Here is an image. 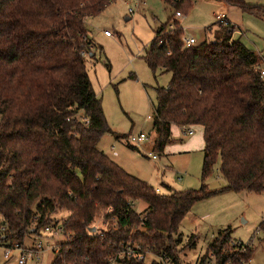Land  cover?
Returning <instances> with one entry per match:
<instances>
[{"label": "trees", "instance_id": "1", "mask_svg": "<svg viewBox=\"0 0 264 264\" xmlns=\"http://www.w3.org/2000/svg\"><path fill=\"white\" fill-rule=\"evenodd\" d=\"M113 1L0 0V244L23 245L64 210V241L50 264H105L111 243L129 239L180 264L179 226L197 201L226 191L264 193L261 58L232 38L229 21H216V39L184 45L174 13L184 15L195 0H164L173 13L144 53L152 72L171 74L166 87L154 89L152 151L162 154L174 141L173 125L200 126L202 182L218 160L225 185L157 192L98 148L113 131L86 70L87 58L95 56L86 18ZM222 1L264 16V6ZM139 201L146 208L138 213ZM230 232L218 230L207 254L215 264L247 263L250 246L232 245Z\"/></svg>", "mask_w": 264, "mask_h": 264}, {"label": "rangeland", "instance_id": "2", "mask_svg": "<svg viewBox=\"0 0 264 264\" xmlns=\"http://www.w3.org/2000/svg\"><path fill=\"white\" fill-rule=\"evenodd\" d=\"M242 1L264 6V0ZM241 10L222 0H195L183 18L175 20L183 28V35L193 36L197 44L216 39L220 27L216 15L224 14L233 25L232 38H240L247 47L259 53L264 67V16ZM172 13V7L164 0H114L99 14L86 18L87 34L94 43L95 54L87 58L86 70L107 124L113 131L100 138L98 148L109 154L107 156L115 157L127 172L162 193L168 191L165 185L183 191L199 189L202 183L209 190L216 191L225 185L218 160L202 182V152L185 153L188 151L171 148L168 153L166 148L165 154H160L151 150L155 138L152 128L156 106L154 89L166 87L171 74L160 69L152 72L144 53L155 37L156 28L166 23ZM105 30L112 36H105ZM130 74L135 77H129ZM194 129V136H197L200 128L194 126ZM114 132L125 136L144 132L148 138L131 148L123 138L116 140ZM176 137H182V140L176 138L175 143H182L190 136L179 131ZM149 153L157 158L153 159ZM134 208L139 213L146 206L139 201ZM66 216L67 211H57L51 215L52 222L59 227ZM261 224L264 227V194L226 191L199 200L179 226L180 240L176 248L181 249L178 254L180 264H215L213 256L207 254L208 245L218 230L228 227L231 241L250 246V256L244 264H264V228ZM62 241V234L56 236L40 231L26 236L23 247L32 248L40 242L46 248L48 244ZM6 244H0V264H17L20 251L6 247ZM7 250L9 258L4 257ZM54 256L52 250L45 249L25 264H50ZM153 258L147 255L143 264H153Z\"/></svg>", "mask_w": 264, "mask_h": 264}, {"label": "built area", "instance_id": "3", "mask_svg": "<svg viewBox=\"0 0 264 264\" xmlns=\"http://www.w3.org/2000/svg\"><path fill=\"white\" fill-rule=\"evenodd\" d=\"M131 14L133 11L130 9ZM183 18V14L180 12L174 13V19H181ZM217 22L222 25H227L228 21L224 14H218L216 15ZM174 25H170V28H173ZM104 35L106 36H112L110 32L107 30L104 31ZM180 40L182 43L186 46L194 45L196 44V39L191 35H181ZM161 43V41H160ZM261 76L264 77V67L261 68ZM195 129L194 126H181L180 132L183 133V135H192L194 133ZM147 135L144 132H140L138 134H129L125 136L122 140L124 143L130 146H138L145 140H147ZM149 155L155 159L157 158L156 155H152L149 153ZM158 192L159 190L156 189ZM130 204H133L132 202ZM111 211V209L108 210V212ZM103 218L99 219L98 222H96V225L99 223H102ZM64 222V219L61 221L60 226H55L53 222H51L48 226H45L42 228V231L44 233L48 234H63L62 231V224ZM112 227L117 226V222L115 219H113L111 223ZM58 243L56 242L54 244H48L45 248L42 243L38 242L36 243L35 247L32 248H26L23 247V245H17L14 244L12 248L18 249L20 251V257L18 258L17 264H25L27 260L33 259L34 257L38 256L39 254L43 253L45 249L52 250L55 254L58 253ZM232 245H240V242H231ZM112 252L106 257V263L105 264H125V262L130 261H136V262H144L147 255H150L155 261H157L160 264H172V262L169 260V257H167L165 254H156L151 249L143 248L142 244L138 241H135L133 239H129L127 241H118V242H112ZM248 245H241V249L245 250V247ZM5 258H9V251L7 250L4 254ZM215 261V260H214ZM243 263V262H242Z\"/></svg>", "mask_w": 264, "mask_h": 264}, {"label": "crops", "instance_id": "4", "mask_svg": "<svg viewBox=\"0 0 264 264\" xmlns=\"http://www.w3.org/2000/svg\"><path fill=\"white\" fill-rule=\"evenodd\" d=\"M242 11V10H241ZM243 12V11H242ZM126 19H129V18H126ZM106 36V35H105ZM107 37H110V36H107ZM200 129H199V133L198 135L194 136V133L192 135H186V136H190V137H187V140L182 142V143H175L176 142V138H179L177 140L181 141L182 137H176L178 132L180 131V127L179 126H176V125H173L171 127V133H172V136L174 138V141L167 145L165 147V149L167 148L168 150V153L171 152V148L175 149V150H184V151H188V152H185V153H190V152H194V151H200L202 152L203 150V146H204V141H203V130H202V127L198 126ZM114 134H118L116 132H114ZM118 135H121V134H118ZM115 138V137H114ZM155 139V138H154ZM153 139V141H154ZM117 140V139H116ZM152 146H153V142L151 143V150H152ZM171 146V147H170ZM102 151H104L102 148H100ZM165 151V150H164ZM105 154H107L105 151H104ZM203 153V152H202ZM165 154V153H164ZM109 155V154H107ZM166 156V155H165ZM117 157H118V154H117ZM110 158L115 161L117 164H119L116 160L115 157H111ZM115 158V159H114ZM121 167L122 165L119 164ZM123 168V167H122ZM124 169V168H123ZM125 170V169H124ZM126 171V170H125ZM127 172V171H126ZM129 173V172H128ZM133 175V174H132ZM137 177V176H136ZM141 179V178H140ZM143 180V179H142ZM165 186H169V185H165ZM171 187V186H169ZM167 188V187H166ZM172 188V187H171ZM168 189V188H167ZM173 189V188H172ZM175 190V189H174ZM160 193H162L160 190H159ZM167 193V192H166ZM264 194V193H262Z\"/></svg>", "mask_w": 264, "mask_h": 264}, {"label": "water", "instance_id": "5", "mask_svg": "<svg viewBox=\"0 0 264 264\" xmlns=\"http://www.w3.org/2000/svg\"><path fill=\"white\" fill-rule=\"evenodd\" d=\"M90 56H91V55H90ZM90 231H91V232L95 231V228H91Z\"/></svg>", "mask_w": 264, "mask_h": 264}]
</instances>
